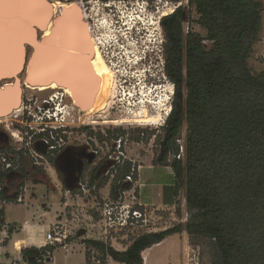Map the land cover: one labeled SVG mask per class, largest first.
<instances>
[{"label": "trees", "instance_id": "trees-1", "mask_svg": "<svg viewBox=\"0 0 264 264\" xmlns=\"http://www.w3.org/2000/svg\"><path fill=\"white\" fill-rule=\"evenodd\" d=\"M188 5L197 14L193 20L187 19L186 7L161 20L164 71L175 89L171 111L156 136L158 152L153 159L154 165L173 168L176 178L170 188L175 195L185 189L188 219L139 234L123 250L85 238L86 256L94 247L104 258L144 264L146 249L186 231L192 245L207 247L210 264H264V70L256 73L249 64L264 29L262 4L189 0ZM195 22L205 35L193 27L186 31V23ZM117 132L111 134L118 139ZM99 140L104 142L105 135L99 133ZM114 170L115 197L127 188L125 178L132 172V162L126 160ZM6 176L0 169V185ZM96 178L92 175L87 182L91 190ZM107 182L108 177H102L95 187L103 188ZM17 196L0 192L6 202L16 201ZM5 221L1 207L0 229ZM46 248L24 249L23 259L37 264L39 252ZM49 248L53 251L54 246Z\"/></svg>", "mask_w": 264, "mask_h": 264}, {"label": "rangeland", "instance_id": "rangeland-1", "mask_svg": "<svg viewBox=\"0 0 264 264\" xmlns=\"http://www.w3.org/2000/svg\"><path fill=\"white\" fill-rule=\"evenodd\" d=\"M82 1L49 0L52 5L57 4L54 12L55 15H59L64 8H71L73 5L78 6L79 15L82 14L85 17L87 14L91 22L90 26L94 28V30L89 31L90 37H88L91 42V49L96 50L97 57L102 66V87L95 100V102L101 101V104L93 111L81 109L80 112L77 111L78 117L75 115L74 118H71V121L81 124L80 126H76L72 137L75 136L79 139L90 141L86 129L80 128L89 127V130L94 133L100 132L104 134L105 139H109L108 135H110L112 137L110 148L112 145L117 147L116 136L111 133L115 129H119L120 133L117 132L116 135H119L118 139L122 138L121 144L127 157L126 160L132 162V172L130 174H132L133 178L132 182H126L127 188L122 189L120 193L123 194L125 192L126 194H123L124 199L128 203H131V205L140 207L138 203L145 196L142 184H146L150 188L151 194L149 193V196L151 198H158L159 195H156L153 190L157 185L153 184H156V182L166 183L167 186H164L163 189L165 187H174V178H176L172 167L153 164V159L158 152L156 136L162 133V127L165 125L167 118H165V112L171 109L175 89L174 84L165 74L162 62L165 57L159 51L161 44L159 39H161V29L163 30L161 28L162 25L159 24L158 15L160 13L152 12L150 9L145 10L142 0H131L128 8L118 3L120 13L117 12V15L120 14L122 17L118 18L114 14L115 12L107 10L99 0H85V2L89 3V7H86V9L82 5ZM181 1L183 3L182 7H186L187 19L193 20L196 18L197 14L189 7L188 0ZM258 1L262 4L264 23V0ZM164 3L166 5L164 9L169 12L168 8L171 7L172 2L166 3L163 1ZM79 19L82 18L79 16ZM190 22L192 23V21ZM104 25L106 26L104 27ZM188 26L190 28L193 27L203 35L206 34V31L196 22L194 25L189 24ZM27 49L28 60L33 49L31 46H27ZM249 64L256 73L264 70V29L261 38L254 47ZM27 71L28 67L25 65L23 71L17 75L16 79L11 77L1 80L0 88L19 81L21 85V99L32 97V92H35L39 99L44 98L47 92L38 93L39 90L31 89L26 83ZM49 90L51 89L45 91ZM60 99L59 101H61ZM104 100L106 102H103ZM158 107L166 108L164 111H161V117H159L160 111ZM58 109L63 112L58 117L50 119L48 116L47 118L43 116L45 114L44 110L40 111L41 108H37L36 112L39 113L40 111V115L38 114L35 117V126L41 127L42 125H39L40 122L46 119H49L52 125L58 126L62 122L69 121L70 117H73L67 113L68 110L72 111L70 105L65 106V108L62 106ZM64 109L67 111L64 112ZM141 110L146 111L143 118L135 115L136 112ZM14 113H18V111L14 110ZM13 114L11 113L8 117L4 118L10 119ZM154 120L157 121L155 124H149ZM16 125L17 123L11 125L12 130L20 134V131L16 129ZM140 129H143V132ZM185 135L186 127L183 128L181 139L179 140L180 144L184 143ZM98 149L101 152V157L108 154L109 148H107L106 143L101 141ZM118 154L115 153L113 156L117 157ZM36 157L41 160L39 155ZM149 166H153L157 172H145L146 167ZM114 169H117V164L114 167L110 166L109 171L101 170L98 176H96L97 178L94 179L95 185L93 186H96L102 177H108V182L103 188L98 189L95 187L92 190H81L78 193H72L60 181L57 172L47 165V168H42L36 171L35 174L31 173V180L24 183L22 179L16 181L17 183H22L24 187L6 182L5 194L9 196L21 193L25 201H8L4 204L2 203L0 207L4 206L6 220L10 221V223L31 219L41 225H46L44 226L46 231H49L51 227L50 218L53 219V216L58 213V219L65 220L63 223L60 222L59 225L68 231L71 239L69 243L74 250L71 247L57 248L54 251L53 259L47 261L45 264H81L84 262L86 254V246L82 241L85 238L93 237V226L99 225V208L103 206L104 201L115 199L114 195H112V183L117 170ZM139 169L142 171L141 181H139ZM134 173L137 174V178L134 177ZM90 177L91 175L88 173L84 175V182L89 183ZM37 180L39 183H35ZM17 191L18 193H16ZM160 191L166 192V190ZM66 193H69L70 202L65 208L64 203L68 200ZM150 202L157 203V199H151ZM160 204L158 202L155 206L140 207L147 214V224H139L127 230L114 232L108 242L115 248L123 250L139 234L152 230H162L188 219L185 189L179 190V193L174 195V199L170 205L163 203L161 206ZM45 211L50 212L48 219L40 217ZM18 236H22V234ZM16 257L17 255L14 259ZM143 257L145 264H210L211 262L207 247L192 245L186 231L169 236L161 243L145 250ZM5 259L6 256L1 251L0 262L7 264ZM109 264L124 263L111 259Z\"/></svg>", "mask_w": 264, "mask_h": 264}, {"label": "flooded vegetation", "instance_id": "flooded-vegetation-1", "mask_svg": "<svg viewBox=\"0 0 264 264\" xmlns=\"http://www.w3.org/2000/svg\"><path fill=\"white\" fill-rule=\"evenodd\" d=\"M99 1L107 10L115 12V15L117 12L120 13L118 3L126 8L131 3V0ZM82 5L85 9L89 7V3L85 0L82 1ZM117 17L120 18L121 15H117ZM117 21L119 22V20ZM159 51L161 52V49ZM40 92H47V94L44 98L39 99L36 93L32 92V97L21 99V104L19 103L21 106L15 107L6 115H0V169L7 174L1 184L4 194L7 187L6 182L24 187L22 183L16 181L22 179L24 183L31 180V173L35 174L36 171L47 168V165L57 172L60 181L68 187L74 184L80 185L81 182H84V175L87 173L91 176H98L101 170L109 171V167L116 162V157L113 155L118 151L113 145L110 148L112 138L110 135L107 134L109 139L104 141L109 148L108 154L104 157L100 156L101 152L98 149L100 132L94 133L89 130V127H80L86 129L90 141L72 137L76 126H80L81 123L71 121V118H74L75 115L78 117L77 111L80 112L82 109L76 103L73 95L66 91V88L39 90L38 93ZM68 105L72 107V111L64 109V112L67 111L69 115L73 116L69 121L54 126L49 119H46L40 122L41 127L35 126V117L40 111L53 112L55 117H58L63 112L58 108L62 106L65 108ZM37 108H41L39 113L36 112ZM14 110L18 113L13 114ZM11 113L13 115L10 119L4 118ZM15 123H17L16 129L20 131V134L12 130L11 125H15ZM119 139L115 140L116 143ZM38 155L41 160L36 157ZM12 196H17V194Z\"/></svg>", "mask_w": 264, "mask_h": 264}, {"label": "snow or ice", "instance_id": "snow-or-ice-1", "mask_svg": "<svg viewBox=\"0 0 264 264\" xmlns=\"http://www.w3.org/2000/svg\"><path fill=\"white\" fill-rule=\"evenodd\" d=\"M36 6H46L48 13L40 20L43 27H47V18L50 17V5L47 0H0V73L4 66V42L6 22L20 20L22 25L17 26V31H27L29 35L30 24L33 18L27 10ZM23 39L19 36L14 41V47L19 56L22 50ZM52 45L51 64L43 66L38 64L39 52L33 56L32 71L29 73V82H35L39 77L40 82L51 83L56 80L61 87L71 88L79 99L80 92L87 85L92 95L99 87V77L91 68L88 52L91 51V42L87 35L86 27L80 23L79 8L73 5L64 10V15L56 20V27L50 36L46 37L44 47ZM37 49L42 46L35 45ZM5 90H0V103H2Z\"/></svg>", "mask_w": 264, "mask_h": 264}, {"label": "built area", "instance_id": "built-area-1", "mask_svg": "<svg viewBox=\"0 0 264 264\" xmlns=\"http://www.w3.org/2000/svg\"><path fill=\"white\" fill-rule=\"evenodd\" d=\"M163 1H165L166 3H168L169 1L172 2L171 7L168 8L170 13L164 9V6L166 8V5L165 3L163 4ZM142 2L144 3L145 10L150 9L152 12L160 13L158 15L160 25L161 20L164 16L175 12L179 7H182L183 4L181 0H142ZM188 25L189 23L186 24V31H188L189 29ZM160 36L161 39H159V41L161 42V44L159 49H161L162 56L164 57L165 36L162 29ZM162 62L163 66H165V59ZM51 115L52 113L48 112V116L51 117ZM117 143L118 145L116 149L119 154L116 157V162L112 165V167H114L116 164H123L127 158L125 151L122 149V139H119ZM183 151L184 147L181 146V153H183ZM178 158H181V154L178 155ZM132 180V174H129L126 176L125 182H132ZM79 189L87 191L90 188L88 187L87 183L81 182ZM2 190L3 188L0 185V192ZM124 193L125 192H123V194ZM123 194L118 193L114 197L115 199L112 201H104L103 206L99 208V225L93 226L94 232L92 234L93 237H91L92 239L108 242L114 232L127 230L130 227L133 228L138 226L139 224H147L146 212L140 208L135 207L134 205H131V203H128L127 200L124 199ZM23 201V194L20 193L17 196V202ZM2 203L4 204L6 203V201L0 198V206H2ZM46 237V244L44 245V247L48 246V248H46L43 252H39V256H37V264H45L48 260H51L53 253L49 248L50 246H62L65 248L68 246L69 233L66 229L61 228L59 223H56L51 227V229L46 233ZM111 259L112 258L110 256H106L105 258L102 257V255L96 248L91 247L89 249V254L85 256V260L81 264H109ZM13 264L30 263L28 261H25L23 258H19L13 261Z\"/></svg>", "mask_w": 264, "mask_h": 264}, {"label": "bare ground", "instance_id": "bare-ground-1", "mask_svg": "<svg viewBox=\"0 0 264 264\" xmlns=\"http://www.w3.org/2000/svg\"><path fill=\"white\" fill-rule=\"evenodd\" d=\"M55 4L52 5L53 12H55V10L57 8V4L56 5ZM105 26L106 25H104V27ZM52 27H53V23L48 24V26L46 27L45 33H44L46 35L45 38L52 34ZM28 36H30V35H28ZM27 39L29 41H31L32 44L34 45V49H35L34 55L39 52L38 64H41V65L46 66V67L50 66V64H51L50 62L52 60V57H48V56H45L43 54L44 50H47V49L49 50V46H50L49 45L47 48L43 46L45 39L43 41L39 40V42L34 37H29ZM37 44H40L42 47L40 49H37L36 46H35ZM26 47L27 46H26V44L24 43V40H23V44H22L23 52L25 51L24 49H26ZM14 48L15 47H14V43L13 42H9L8 44L4 42V66H3L2 73H0V77L5 76L6 74H11V75L14 74L15 75L16 71H14V69L16 67H18L19 65H21V62H20V61H22L21 60V55H19L17 57V53H16V50ZM88 56L90 57V64H91L92 70L95 72L96 76L99 77V87L95 91L94 96L92 95L90 89H88L87 85H85L84 89L80 92L79 99H77V96L73 94L71 88H68V87H64V88H66V91L70 92L73 95V97L75 98L76 103L78 105H81V106L86 108L84 110L93 111L94 109L98 108L99 105L101 104V101L100 102L99 101L95 102V100H96L97 95L100 93V89L102 87L101 86L102 85V79H103L102 78V66H101V64L99 62V59L97 57L96 50L91 49V51L88 52ZM32 61H33V57H32V59L29 62V73L32 71ZM32 83L34 85H31V84L28 83L29 84L28 86L30 88H32V89H37V90H40V91H45V90H48V89H60V88H63V87L60 86V84L56 80H52L51 83H40V78L39 77L35 78V82H32ZM39 84H41V85L39 86ZM4 86H6V87L5 88L1 87V89H0V90H5V94H4L2 103H0V112H6V110H8L12 106L16 105L19 102L20 98H21V88H20L21 85L19 84V81H15L14 84H12V85H8L7 84V85H4ZM103 102H106V101L104 100ZM150 102H152V101H150ZM161 106H162V104H161ZM158 108H159V111H160L159 117H161L160 116L161 115V111L162 110L164 111L166 108H161V107H158ZM169 112H170L169 110H166L165 118H166V116L169 115ZM145 113H146L145 110H141V111L136 112L135 115L140 117V118H143ZM156 122L157 121L154 120V121H152L149 124H155Z\"/></svg>", "mask_w": 264, "mask_h": 264}, {"label": "water", "instance_id": "water-1", "mask_svg": "<svg viewBox=\"0 0 264 264\" xmlns=\"http://www.w3.org/2000/svg\"><path fill=\"white\" fill-rule=\"evenodd\" d=\"M78 4H81V3H78ZM47 5H50L51 8H50V17L47 18V26L48 24L50 23H53V27H52V32H53V29L56 27V20L59 18V17H62L64 15V9L61 11V13L59 15H55L54 12H53V8H52V4L51 2H49V0H47ZM48 8L46 6H36V7H33L31 9H28L27 10V14L30 15L32 18H33V22L30 24V32H31V35L28 36V32L27 31H17V26L18 25H22V21H23V17H21L20 20H12L11 22H6V28H5V43H9V42H13L15 41V39L19 36L20 38H22L24 40V43L26 44V46H31L32 49H33V52L30 56V58L27 60V47L26 49H24L25 51L23 52V49L19 52V55H21V65H19L18 67H16L14 69V71H16V74H6L5 76L3 77H0V81L1 80H4L6 78H11V76L13 78H17V74H19L21 71H23L25 65L26 67H28V71H27V75H26V83L28 84H31V85H34L32 82L30 83L29 82V62L30 60L32 59L34 53H35V49H34V45L32 44L31 41H29L27 38L29 37H34L36 38V40L39 42V40H44L46 39L45 38V29L46 27H43L40 23V20L44 18V14H47L48 13ZM86 14V13H85ZM82 19H79L80 22H82L81 24H83L86 29H87V35L88 37H90V34H89V31L90 30H94V28H92L90 25H91V22H90V19L89 17L87 16V14L85 15V17L82 16V14L79 15ZM91 28V29H90ZM52 45L49 46V50H44V55L45 56H48V57H51V49H52ZM15 49V48H14ZM51 63V62H50ZM40 83H43V82H40ZM28 84V85H29ZM41 84H39L40 86ZM6 86L2 87V88H5ZM1 89V88H0ZM21 101V98L19 100V102L12 106L11 108H9L8 110H6V112H0V115H6L8 114L12 109H14L15 107H17L19 105ZM79 107L84 110L86 109L85 107L79 105ZM80 185L79 184H74V185H69L68 186V189L69 191H72L73 189H76L78 188Z\"/></svg>", "mask_w": 264, "mask_h": 264}, {"label": "crops", "instance_id": "crops-1", "mask_svg": "<svg viewBox=\"0 0 264 264\" xmlns=\"http://www.w3.org/2000/svg\"><path fill=\"white\" fill-rule=\"evenodd\" d=\"M142 167H144V166H142ZM147 169H146V171H145V169H143L145 172H152V173H155V172H157V170H155L154 169V167L153 166H149V167H146ZM139 172H140V174H139V178H140V180L139 181H141V169H139ZM154 183H155V181H154ZM88 185V184H87ZM153 185H157L156 187H154L153 188V190H154V192H155V194L156 195H159V197L157 198V197H155V198H151V196H149V193L151 194V192H150V188L148 187V185H146V184H142V186L144 187V189H142L143 190V193H144V195L145 196H143L142 197V199H140V201H139V206L140 207H142V206H148V205H151V206H155L156 204H158V202H160L161 204V206H162V204L164 203V204H166V205H170V203H172V201H173V199H174V195H175V193H174V190H173V192H171V188L170 187H165V189H163L164 188V186H167V184L166 183H159V182H156V184H153ZM153 185H151V186H153ZM171 185V184H170ZM173 185H174V183H173ZM159 186V187H158ZM94 188H95V186H94ZM159 188V189H158ZM76 189H79V187L78 188H76ZM69 190V189H68ZM74 190V189H73ZM159 190H166V192H164V191H160L159 192ZM170 190V191H169ZM68 192V191H67ZM71 192V191H70ZM154 192H153V196H154ZM169 192V193H168ZM69 193H66V198H68V200L64 203L65 204V208L68 206L67 204H69V200H70V198H69V195H68ZM151 199H157V203H151L150 202V200ZM17 201V200H16ZM25 201V200H24ZM23 201V202H24ZM163 201V202H162ZM4 207V206H3ZM140 207H137V208H140ZM140 209H142V208H140ZM188 213V212H187ZM49 214H50V212L49 211H45V212H43V214H42V216H40L41 218H45V219H48V217H49ZM188 216H189V213H188ZM59 218V214L57 213V214H55L54 216H53V219H51L50 218V225H51V227L53 226V225H55L56 223H60V222H64L65 220L64 219H58ZM26 220H29V219H25L23 222H16V223H10V221H5V224L2 226V228L0 229V237H2L1 235L3 234V232L4 231H6L7 233H8V236H9V240L7 241V239H5L4 241H3V244H0V252L2 251L3 253H4V255L6 256V259H5V262L7 263V264H13V261H15V260H17V259H19V258H23V256H22V252H23V250H22V252H11V251H8V250H6L7 248H8V246H9V242H10V239L11 238H14V237H17L18 235H21L22 234V231H21V225L26 221ZM181 222H185V221H181ZM40 224V223H39ZM41 225V224H40ZM42 226V228H43V231H44V233H45V235H46V233L48 232V231H46L45 229V227L44 226H46V225H44V224H42L41 225ZM51 227H50V229H51ZM49 229V230H50ZM165 229V228H164ZM152 231H154V230H152ZM156 231H158V230H156ZM70 242V240L68 241V246L66 247V248H68V247H71V248H73L72 247V245L69 243ZM46 244V241H45V243H44V245ZM43 245V246H44ZM42 246V247H43ZM86 246V245H85ZM51 247V246H50ZM60 247H62V246H54V249H53V251H52V253L54 254V251H55V249H57V248H60ZM32 248V247H31ZM41 248V247H40ZM149 249V248H148ZM148 249H146V250H148ZM73 250H74V248H73ZM86 251H87V249H86ZM17 255V257H16V259H14V257ZM22 256V257H21ZM85 256H86V254H85ZM53 259V255H52V258H51V260ZM50 260V261H51ZM49 261V260H48ZM0 264H3V263H1L0 262ZM144 264H145V262H144Z\"/></svg>", "mask_w": 264, "mask_h": 264}, {"label": "clouds", "instance_id": "clouds-1", "mask_svg": "<svg viewBox=\"0 0 264 264\" xmlns=\"http://www.w3.org/2000/svg\"><path fill=\"white\" fill-rule=\"evenodd\" d=\"M47 113L43 115L45 118H47L46 116H48ZM52 117H55V114H52L49 118L52 119ZM21 231L22 236L11 238L9 246L6 250L11 252H22L23 249H28L31 247L39 249L44 245L47 237L43 231L42 226L39 223L34 222L31 219L26 220L21 225ZM5 239H9L8 233L6 231H4L2 237H0V244H3V241Z\"/></svg>", "mask_w": 264, "mask_h": 264}]
</instances>
